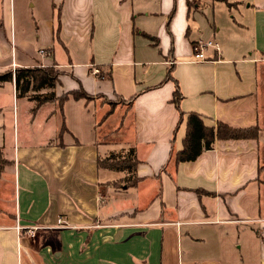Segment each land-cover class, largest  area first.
<instances>
[{"label": "crops", "instance_id": "crops-1", "mask_svg": "<svg viewBox=\"0 0 264 264\" xmlns=\"http://www.w3.org/2000/svg\"><path fill=\"white\" fill-rule=\"evenodd\" d=\"M30 68L88 98L60 124L0 84V264H264V0H0V74ZM71 100L80 123L95 105L91 145L65 139ZM189 113L259 135L176 164ZM129 150L140 180L107 186L130 176L96 160Z\"/></svg>", "mask_w": 264, "mask_h": 264}, {"label": "trees", "instance_id": "trees-1", "mask_svg": "<svg viewBox=\"0 0 264 264\" xmlns=\"http://www.w3.org/2000/svg\"><path fill=\"white\" fill-rule=\"evenodd\" d=\"M195 1V0H194ZM194 2L188 3V5ZM172 68V67H171ZM171 68L168 70V75L164 79H171ZM60 71H55L53 68H30V69H17L15 74L13 72H6L0 74V84L15 81L18 98L28 97L30 100L35 101L36 108L39 109L47 102H57L60 110H62L63 103L69 98L73 99H87V95L80 91L71 94H64L57 98L53 91L46 94H40L41 91L50 89L53 90L56 85ZM181 94L177 86L173 94V100L178 107ZM184 114L180 112V121ZM259 135V128H232L227 124L217 122L215 126L206 127L199 114L189 113L186 119V135L183 139V148L181 151L175 152L172 157L176 164L182 162L196 161L197 157L204 151L211 150L214 146L215 140H241V139H256ZM3 153L0 151V172L3 169L2 163ZM97 166L101 170H111L116 172H126L128 178L123 183L110 182L107 186L115 189H122L123 184L127 187H134L140 180L134 176L135 169L140 163L136 158L133 150L127 152L110 153L107 157H99L97 160ZM262 169L259 168V171Z\"/></svg>", "mask_w": 264, "mask_h": 264}, {"label": "rangeland", "instance_id": "rangeland-1", "mask_svg": "<svg viewBox=\"0 0 264 264\" xmlns=\"http://www.w3.org/2000/svg\"><path fill=\"white\" fill-rule=\"evenodd\" d=\"M206 41V40H205ZM66 108H64V114L66 113L67 119H68V127H70L71 130H73V132L75 133L74 136H71L69 133L66 134L67 136H65L66 141H69L70 139L79 137L81 138L80 140L83 142L84 146H88V144L91 145V142L93 140H89V137L91 136V134L93 135V127L91 126L92 123V117L91 114L95 113L96 115V110H95V105L94 103L90 102V104L87 106V108H84V110L82 111V113H84L85 115V121L80 123V118H79V114H81L79 111L76 112L77 109H79L80 107H84V103H82L81 101L79 102H75L74 101H70L68 103H66ZM20 105V117L21 120H23V114H24V106H22V102L19 103ZM10 106H12V104H10ZM13 107V106H12ZM55 110H56V119L57 122L59 121L60 124L62 122L61 119V115L59 112V107L58 105L55 106ZM9 112L12 113V110H9ZM8 111L5 110V116H6V121H7V125H9L10 122H12L13 120V113L10 114ZM46 112V111H44ZM18 116V114H17ZM44 115L41 117V122H44L43 117ZM38 118L37 117V121H36V126L42 123H38ZM24 121V120H23ZM89 122H91L89 124ZM28 125H31V123L28 121ZM29 128H31L30 126H28ZM48 128L50 127V123L47 126ZM60 129V127H59ZM111 203H113L111 201Z\"/></svg>", "mask_w": 264, "mask_h": 264}, {"label": "built area", "instance_id": "built-area-1", "mask_svg": "<svg viewBox=\"0 0 264 264\" xmlns=\"http://www.w3.org/2000/svg\"><path fill=\"white\" fill-rule=\"evenodd\" d=\"M207 48H218V44L214 41V40H207V41H200L195 43L192 46V53L194 54V59L197 62H207L208 59L206 58L204 52L207 50ZM42 54H44V52H41ZM92 73L94 75H98L99 74V70L98 69H92ZM59 224H61V221H58ZM18 228V232L21 233L22 228L20 226H17ZM39 230V227H36L34 229H31L28 231L29 236L31 238H34L37 231Z\"/></svg>", "mask_w": 264, "mask_h": 264}]
</instances>
